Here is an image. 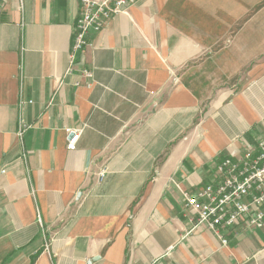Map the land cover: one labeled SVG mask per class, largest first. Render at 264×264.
Returning a JSON list of instances; mask_svg holds the SVG:
<instances>
[{"label": "crops", "instance_id": "crops-1", "mask_svg": "<svg viewBox=\"0 0 264 264\" xmlns=\"http://www.w3.org/2000/svg\"><path fill=\"white\" fill-rule=\"evenodd\" d=\"M79 15L80 0L0 7V264H264V226L221 238L184 197L258 153L264 0H138L91 36L78 86Z\"/></svg>", "mask_w": 264, "mask_h": 264}, {"label": "built area", "instance_id": "built-area-1", "mask_svg": "<svg viewBox=\"0 0 264 264\" xmlns=\"http://www.w3.org/2000/svg\"><path fill=\"white\" fill-rule=\"evenodd\" d=\"M8 0H0L4 8ZM21 7L23 0H20ZM138 0H80V15L75 28L74 41L70 52V64L66 76L78 69L77 57L83 55L90 44L91 36L103 30L112 17L126 13ZM81 82L92 83L93 72L85 67L78 69ZM23 98L19 102L18 136L23 141L29 124L24 118ZM86 125L67 128L68 148L75 149ZM257 154L247 152L243 157L224 159L218 165L222 180L208 184L196 193L184 192L186 205L198 215L199 222L222 238L219 227L232 226L244 222L249 228L264 226V137L258 138ZM226 242L225 239H223Z\"/></svg>", "mask_w": 264, "mask_h": 264}, {"label": "rangeland", "instance_id": "rangeland-1", "mask_svg": "<svg viewBox=\"0 0 264 264\" xmlns=\"http://www.w3.org/2000/svg\"><path fill=\"white\" fill-rule=\"evenodd\" d=\"M208 73L207 74H205V76H206V79L208 78V80L209 79H217V78H219L220 76H221V78H222V81H236V80H244L245 78H244V76H246V74H247V71H240L236 76H234V78H230V77H232V76H227L226 74H225V72H223V71H221V74H219V73H217V72H214L213 73V71H207ZM224 85L223 84H221V85H219V86H215V88H219V87H223ZM213 87V86H212Z\"/></svg>", "mask_w": 264, "mask_h": 264}]
</instances>
